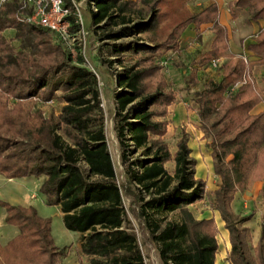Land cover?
<instances>
[{
	"label": "trees",
	"instance_id": "16d2710c",
	"mask_svg": "<svg viewBox=\"0 0 264 264\" xmlns=\"http://www.w3.org/2000/svg\"><path fill=\"white\" fill-rule=\"evenodd\" d=\"M78 1L61 0L72 32L78 29ZM189 2L89 0L93 7L87 29L115 57L106 63L119 67L110 80L116 86L114 132L127 188H138L139 217L162 264H216L214 221L196 220L189 210L203 199L205 182L195 178L197 162L190 156L188 133L181 132L173 154L164 140L168 108L178 94L159 60L180 51L181 36L190 25L198 29L212 23V48L188 69L182 66L186 87H196L198 68L221 56L228 59L221 79L207 81L192 96L219 180L211 208L228 233L229 263L264 264V207L256 246L243 226L250 215L240 217L231 208L235 193L253 182H261L264 200V111L251 113L263 101L264 80L257 88L247 76L253 65H264V30L250 46L257 61L222 54L225 35L217 24V5L194 14ZM229 11L233 18L244 11L255 22L264 19V0H234ZM31 14L32 7L22 0L0 5V175L9 180L43 178L39 192L46 205L59 209L63 227L78 234L83 264H145L136 235L127 227L96 75L81 65V57L74 64L53 32L28 22ZM135 35H143L147 43L119 42ZM53 100L61 104L60 110L45 119L34 107ZM169 162L172 174L165 168ZM0 209L4 222L18 230L0 243V264H62L67 258L69 248L55 245L50 220L34 208L0 200ZM168 214L177 218L168 220Z\"/></svg>",
	"mask_w": 264,
	"mask_h": 264
},
{
	"label": "rangeland",
	"instance_id": "374dc122",
	"mask_svg": "<svg viewBox=\"0 0 264 264\" xmlns=\"http://www.w3.org/2000/svg\"><path fill=\"white\" fill-rule=\"evenodd\" d=\"M138 4L142 5L140 3ZM76 5L81 11L84 33L77 34L76 40L71 43L72 45L67 43L62 45L69 53L70 59L74 64H77V58L81 57L83 60L81 65L96 75L101 107L105 118L106 141L113 160L117 183L121 189L123 207L127 217V227L129 231L136 235L137 242L144 257V263L162 264L157 248L150 239L149 232L143 220L139 217L140 203L137 201V196L139 194L138 188L136 186L127 188L128 184L126 182L125 166L121 164L120 160V148L114 132L115 102L113 96L114 91H116V86L110 80V74H112L113 71L119 70V67L116 63L113 64V67L106 63L107 60L115 59V57L108 52L109 47H102L104 41H99L97 34L87 29L90 21L89 8L93 7L92 4L89 3V0H80ZM135 39H141L142 42L147 43V39L143 35H135L133 38L127 37L119 42L126 43ZM12 44L15 47L18 46V43ZM188 59L192 60L191 57ZM159 60L163 63L162 72L166 81L173 85L178 94L177 102L168 108V116L166 118L168 126L164 140L170 153L173 154L176 150V142L180 138L181 132L184 131L188 133V146L192 150L190 156L197 162L195 167V178L205 182V195L203 199L190 205L189 210L196 220L212 219L214 221L218 240L216 264H230L228 261V254L230 251V244L227 237L228 233L224 228V223L221 221L219 214L211 208L213 191L217 189L219 180L213 174L210 150L206 147V143L209 142V137L203 132V129L200 128V123L196 118L192 102L193 92L201 86L186 87L185 85L187 79L182 66L184 65L186 67L191 65V61L184 63L181 61V57L178 58L171 52H167L160 56ZM203 75V73L199 74L201 85H203L202 82H205L203 80ZM60 107L61 104L53 100L45 103L38 102L34 108L40 109L43 112V117L47 119L51 114L57 115ZM255 111H257V109H255ZM255 111L253 110L251 113ZM138 157H140V152L134 154L130 161ZM165 168L172 174L173 163L169 162L165 164ZM42 181V177L9 180L0 175V200L11 205L32 207L40 217L49 219L51 223V234L55 245L60 248L67 245L69 252H76H73L70 257L75 260L78 255V248L76 244L72 243H77L76 238H78V234L69 232L63 227L60 212L57 207L45 204V199L39 192ZM260 188L261 182L248 184L245 190L235 193L231 203L234 214L240 217L250 215V220L245 222L243 226L247 227L250 231L252 246H256L260 235V216L264 207V200L261 196ZM142 196L145 200L149 197V195L145 193L142 194ZM0 212L1 215L4 216L3 210L0 209ZM176 218L175 214L167 215L168 220ZM1 226L6 228L9 232H14L16 230L15 227L5 224L3 220L1 221ZM67 260L69 261V258L65 259L62 264H72L71 261L67 263Z\"/></svg>",
	"mask_w": 264,
	"mask_h": 264
},
{
	"label": "crops",
	"instance_id": "0c3cea01",
	"mask_svg": "<svg viewBox=\"0 0 264 264\" xmlns=\"http://www.w3.org/2000/svg\"><path fill=\"white\" fill-rule=\"evenodd\" d=\"M232 1L234 0H217L215 2L218 8L217 24L224 32L226 45L225 50L221 49L220 53H228L235 58H244L249 63L255 62L257 61V57L254 56L253 52L250 49V46L256 43V36L262 30H264V19H260L255 22L249 21L244 11H239L238 17L233 18L229 11V4ZM213 3L214 2L212 0H190L188 7L192 13L197 14L202 10L208 8ZM212 26V23H208L200 26L197 29L194 25H190L181 36L180 51L171 53L176 55V57L178 58L181 57V61L184 63H188L189 61H191V64L195 63L201 57V55L208 52L212 48V44L216 38L215 33L212 31ZM190 57L192 60L188 59ZM218 59H220L221 64L220 67L216 70L208 69V66H203L197 69L196 76L198 87L202 86L199 79L200 73L204 74L203 80L205 82H202V84L206 83L209 80L218 81L221 79L225 71L224 65L227 63L228 59L223 56L219 57ZM188 67L189 65L185 68L188 69ZM247 76L248 79L253 82L255 87L260 88L263 85L264 80V65H253L250 68ZM255 109H257V111H255ZM253 110L255 112L252 114H258L264 111V98L263 101L258 104ZM4 217L5 215L2 216L0 212L1 244L7 243L18 234L17 228H15L16 230L14 232H9L6 228H3L1 226V221H4ZM72 244H76L78 248L76 242H73ZM63 247H67V245H64ZM73 252H69L66 258H69V261L67 260V263L71 261L72 264H83L84 258L81 257L79 250H77L78 255L76 256L75 260L74 258H70Z\"/></svg>",
	"mask_w": 264,
	"mask_h": 264
},
{
	"label": "built area",
	"instance_id": "2783aa9c",
	"mask_svg": "<svg viewBox=\"0 0 264 264\" xmlns=\"http://www.w3.org/2000/svg\"><path fill=\"white\" fill-rule=\"evenodd\" d=\"M8 1L10 0H0V5ZM212 1L216 2L217 0ZM22 2L25 6L32 7V14L27 18V21L50 30L58 37L62 44L67 43L72 45L71 43L76 40V35L84 33L81 11L77 5H75V24L78 25V29L75 32H71V24L66 20L68 11L63 9L61 0H22ZM243 60L246 62L244 58ZM161 64L163 65V63ZM220 64V59L212 60L208 69L216 70L220 67Z\"/></svg>",
	"mask_w": 264,
	"mask_h": 264
}]
</instances>
